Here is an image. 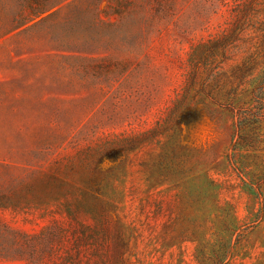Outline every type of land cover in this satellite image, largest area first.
<instances>
[{
	"label": "rangeland",
	"instance_id": "obj_1",
	"mask_svg": "<svg viewBox=\"0 0 264 264\" xmlns=\"http://www.w3.org/2000/svg\"><path fill=\"white\" fill-rule=\"evenodd\" d=\"M242 1L0 0V264H116L106 261L119 254L106 221L71 194L52 197L53 179L83 145L153 128L181 93L192 48L231 29ZM255 26L232 44L262 42ZM220 92L224 98L200 104L221 136L195 137L192 129L203 128L196 121L184 139L194 174L210 179L212 192L164 180L153 159L157 144L133 154L136 166L113 181L120 189L114 223L130 264H213L218 238L231 243L226 264H264V184L253 194L245 187L264 179V116L258 150L236 152L229 111L264 110L262 71ZM81 226L99 235L78 254L73 232ZM42 232L53 235L52 254L33 260L28 243Z\"/></svg>",
	"mask_w": 264,
	"mask_h": 264
},
{
	"label": "trees",
	"instance_id": "obj_2",
	"mask_svg": "<svg viewBox=\"0 0 264 264\" xmlns=\"http://www.w3.org/2000/svg\"><path fill=\"white\" fill-rule=\"evenodd\" d=\"M242 2L244 5L238 12V22L231 29L192 48L187 60L185 82L181 93L177 94L173 105L153 128L135 134L103 137L83 145L75 152V159L72 158L63 167L61 172L64 176H56L53 179L55 187L50 193L52 197L56 199L58 196L66 197L71 194L85 213L94 218L102 217L106 221V238L115 239L119 244V254H115L116 257L112 255L111 260L106 257V261L116 264L131 262L125 258L128 244L124 239L122 228L114 223L118 218L120 189L113 184V181L124 177L127 170L136 166L133 163L135 156L149 154L147 151L150 145L157 144L153 159L158 168L160 167V175L164 180L178 179V184L188 183L189 187L192 186L194 189L201 188L207 192L214 190V184L210 179L198 178L194 174L193 157L184 144V139L187 131L196 121L203 123L202 117L207 110L205 107L202 109L203 104H200V100L211 96H215L218 100L222 99L221 90L232 84L234 79L241 82L246 74L257 69H260L264 76V40L249 45H233L231 42L232 38L238 36L251 23L256 25L259 35L264 37V0ZM233 96L235 97L236 94L233 93ZM189 110L192 112L189 113ZM229 111L232 149L236 152L257 151L263 141L260 124L264 110L260 108L251 114L237 113L233 108ZM209 116L215 117L212 114ZM133 154L135 156L132 157ZM139 168L140 172H144L147 169V160L142 159ZM74 172H78V178L72 183L65 182L69 174ZM263 184L264 179L260 180L258 177L255 183L245 187L253 194ZM213 202L215 208L221 210L218 203L215 200ZM228 216L229 213L226 212L225 217ZM73 235L75 248L80 254L81 247L97 243L99 229L81 226L73 232ZM52 238L53 235L49 236L46 232H42L35 237L38 239L37 243H28L33 260L38 252L45 256L52 254L54 241ZM218 239L217 248L213 251V264H226L231 243L229 240L222 243L220 238ZM111 241L108 242L107 254H112ZM98 264L104 263L99 261Z\"/></svg>",
	"mask_w": 264,
	"mask_h": 264
},
{
	"label": "clouds",
	"instance_id": "obj_3",
	"mask_svg": "<svg viewBox=\"0 0 264 264\" xmlns=\"http://www.w3.org/2000/svg\"><path fill=\"white\" fill-rule=\"evenodd\" d=\"M203 109V106H201ZM204 111V110H203ZM203 128L201 129L199 126H196L192 129V135L199 138L200 135H207L211 138H219L222 134V129L218 126L217 122L209 116L206 112H204V116L202 117Z\"/></svg>",
	"mask_w": 264,
	"mask_h": 264
}]
</instances>
